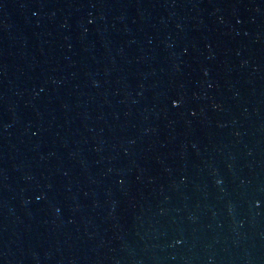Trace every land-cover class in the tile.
I'll use <instances>...</instances> for the list:
<instances>
[{
    "label": "water",
    "instance_id": "95a60500",
    "mask_svg": "<svg viewBox=\"0 0 264 264\" xmlns=\"http://www.w3.org/2000/svg\"><path fill=\"white\" fill-rule=\"evenodd\" d=\"M0 264H264V0H0Z\"/></svg>",
    "mask_w": 264,
    "mask_h": 264
}]
</instances>
